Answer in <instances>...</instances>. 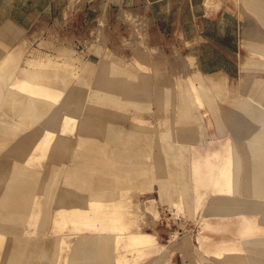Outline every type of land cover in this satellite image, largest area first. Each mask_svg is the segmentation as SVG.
Segmentation results:
<instances>
[{
    "label": "rangeland",
    "instance_id": "374dc122",
    "mask_svg": "<svg viewBox=\"0 0 264 264\" xmlns=\"http://www.w3.org/2000/svg\"><path fill=\"white\" fill-rule=\"evenodd\" d=\"M46 1L0 0V203L27 182L34 202L71 209L53 220L73 224L74 205L112 200L152 237L147 264L157 246L178 264H233L218 259L233 244L206 237L205 173L217 165L204 162L205 124L218 121L219 84L199 58L218 63L213 23L193 33L186 0ZM187 55L196 71L182 72ZM138 244L125 245L127 264Z\"/></svg>",
    "mask_w": 264,
    "mask_h": 264
},
{
    "label": "crops",
    "instance_id": "0c3cea01",
    "mask_svg": "<svg viewBox=\"0 0 264 264\" xmlns=\"http://www.w3.org/2000/svg\"><path fill=\"white\" fill-rule=\"evenodd\" d=\"M188 6L193 33L206 37L198 21L213 23L219 41L214 70L206 56L199 58L201 67L208 69L205 75L217 74L213 78L219 84L218 121L205 124L204 162L217 165L210 177L205 173V205L211 216L207 243L233 244L232 255L225 252L218 259L264 264V0H186ZM180 62H185L180 64L182 72L197 70L194 55ZM213 179L217 185L211 187ZM34 190L25 182L9 193L8 202L0 203V264H127L130 250L125 245L131 240L139 243L133 264H147L146 241L152 237L135 230L129 211L113 206L112 200L95 209L74 205L77 218L68 224L53 220V212L71 209L34 202ZM44 194L50 195L46 189ZM51 228L63 230L51 234ZM160 250L157 246L148 264L168 259L179 263L177 255L163 257Z\"/></svg>",
    "mask_w": 264,
    "mask_h": 264
},
{
    "label": "bare ground",
    "instance_id": "6f19581e",
    "mask_svg": "<svg viewBox=\"0 0 264 264\" xmlns=\"http://www.w3.org/2000/svg\"><path fill=\"white\" fill-rule=\"evenodd\" d=\"M105 63V62H104ZM182 67V66H181ZM201 70V69H200ZM70 71V70H69ZM70 97H69V102H70V104L71 103H74V101H75V99H76V96H75V94H74V91H72L71 93H70ZM24 127V126H23Z\"/></svg>",
    "mask_w": 264,
    "mask_h": 264
}]
</instances>
